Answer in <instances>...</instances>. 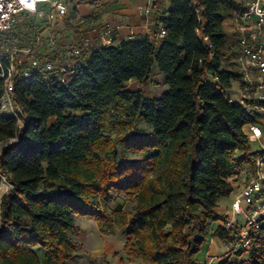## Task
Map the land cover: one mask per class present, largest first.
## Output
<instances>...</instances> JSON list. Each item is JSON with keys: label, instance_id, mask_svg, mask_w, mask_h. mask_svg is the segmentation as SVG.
I'll list each match as a JSON object with an SVG mask.
<instances>
[{"label": "trees", "instance_id": "trees-1", "mask_svg": "<svg viewBox=\"0 0 264 264\" xmlns=\"http://www.w3.org/2000/svg\"><path fill=\"white\" fill-rule=\"evenodd\" d=\"M169 3L158 46L145 35L84 51L70 82L37 71L25 77L18 67L11 93L18 117L2 110L0 75V180L10 184L0 199V264H70L80 247L76 217L94 218L101 233L124 228L125 255L145 264H199L216 221L223 224L215 236L231 241L218 200L232 192L229 178L252 166L243 128L260 114L227 95L241 77L235 63L224 68L235 58L224 22L246 7L239 0ZM6 56L0 50V63ZM154 64L167 85L160 97L126 87L131 79L147 82ZM118 194L133 198L131 213L110 209ZM259 231L260 245L215 264H245L242 254L248 264H264V222Z\"/></svg>", "mask_w": 264, "mask_h": 264}, {"label": "built area", "instance_id": "built-area-1", "mask_svg": "<svg viewBox=\"0 0 264 264\" xmlns=\"http://www.w3.org/2000/svg\"><path fill=\"white\" fill-rule=\"evenodd\" d=\"M67 8L66 0H0V50L7 54V63L5 65L0 63V75L4 78L1 106L3 111L16 117L20 112L11 98L13 76L18 67H21L25 77L37 71L60 82H67L68 73L81 71L85 48L92 45V38L89 36H84L69 46L68 53L61 61H55L42 54L44 31L53 26L56 13L65 12ZM144 11L149 13L151 5H147ZM33 15L41 17V25L30 43L18 44L13 40L5 41L1 38V35L15 24ZM250 15L255 16V22L249 27L242 20ZM235 28L238 32L241 77L239 80L241 96L237 103L249 111L256 110L260 114L258 122L247 123L243 129L249 143L257 141L261 148L254 151L251 149L253 163L250 175L234 197L230 214L224 223L225 228L231 231L228 252L237 249L250 250L254 247L260 237L259 225L264 222V0L249 1L248 9L235 17ZM157 29L159 37L166 33L162 23L158 24ZM102 34L108 44L115 41L111 27H104ZM146 35L151 37L150 33ZM48 38L53 44L52 35ZM19 55H24L25 61L19 62Z\"/></svg>", "mask_w": 264, "mask_h": 264}, {"label": "crops", "instance_id": "crops-1", "mask_svg": "<svg viewBox=\"0 0 264 264\" xmlns=\"http://www.w3.org/2000/svg\"><path fill=\"white\" fill-rule=\"evenodd\" d=\"M66 1L68 5L67 11L56 13L53 26L48 31H44L42 54L55 61H61L64 55L68 53L69 46L80 41L84 36L92 38V45L86 47L85 51L108 45L102 34V29L107 26L111 27L114 31L115 41L112 43L113 45H118L122 41L133 37L142 39L147 33H150L151 37L156 36V45L158 46L161 40L156 34L157 27L162 22L161 19L166 17L170 6L169 0H115L109 4H98L96 1L91 2L87 0ZM239 1L245 4L247 10L248 3L251 0ZM147 5H151L149 13L144 11ZM235 17L224 22L226 39L233 49L235 57L225 62L224 68L226 70L230 69L231 63H235L240 68L239 45L237 41L238 32L235 28ZM242 22L250 27L255 22V16L244 17ZM49 35H52V38H54L53 44L48 38ZM158 76L162 79L163 85H166L163 74L159 73ZM66 78L70 82L74 78L73 73H68ZM132 81L140 84L137 79H131L129 82ZM127 85L126 87L128 88ZM129 89L136 90L141 88ZM227 95L232 101L237 102V99L241 96L239 80L232 81V86L227 90ZM238 153L241 156L242 151H236V157ZM250 171L251 166H248V171L246 173L242 172L245 175L235 174L229 178L232 192L229 196L221 197L218 200L217 209L220 213L229 216L231 203L247 177H249ZM220 224L223 223L221 221L212 223L207 242L203 244L201 250L196 255L197 263L215 264L227 254L229 243L223 242L214 234L215 229ZM75 226L86 237L85 242H83V248L87 251L88 257L86 260L81 261L77 257L71 260L70 264H78V262L79 264H91L92 262L93 264H145L141 258L125 255L123 250L125 243L124 234L101 233L97 221L94 218L88 217H76ZM36 252L39 257L44 255L43 250L39 248H37ZM78 254L80 253L78 252ZM104 257H106V260H104Z\"/></svg>", "mask_w": 264, "mask_h": 264}, {"label": "rangeland", "instance_id": "rangeland-1", "mask_svg": "<svg viewBox=\"0 0 264 264\" xmlns=\"http://www.w3.org/2000/svg\"><path fill=\"white\" fill-rule=\"evenodd\" d=\"M72 1V0H69ZM91 2H95V0H87ZM24 21V22H23ZM22 22H18L15 24L10 30H8L2 38H5L7 40H13L15 42L28 44L32 40L33 36L35 35L36 31L39 30L41 25V17L38 15L28 16L26 17ZM15 36V37H14ZM14 37V38H13ZM19 37V38H18ZM20 58V57H19ZM18 58V59H19ZM155 65V66H154ZM152 67V76L150 77V80L143 84H138L135 81L128 83V88H137L140 87L142 89L143 94L146 97H160L162 93L167 89V85H163L162 79L158 76L160 73L157 67V64H154ZM163 86V87H162ZM139 128H144L145 130H148L147 127H145L142 123L138 124ZM251 149L254 150H260V143L257 141L250 142ZM240 157L239 153L237 154V158ZM248 171L247 165H242L238 171V175L242 174L245 175ZM244 172V173H242ZM7 181L2 178L0 180V199L4 193H6L10 188L7 189ZM120 206L127 212L131 213L134 207V200L133 198H130L124 194H118L115 198V200L112 202L110 209L113 210L115 207ZM124 228H116L114 234H124L123 233ZM74 239L79 242L80 247L78 249V259L86 260L87 259V251L83 248V242H85V235L79 228L76 227V229L73 232ZM260 245L261 242L257 241V245ZM264 249V244L262 245ZM77 259V261H78ZM240 260H244L245 264L247 263V256L246 254H242L239 256ZM104 260H106V257H104ZM71 263V262H70ZM91 263V262H90ZM79 264V262H78ZM93 264V262L91 263Z\"/></svg>", "mask_w": 264, "mask_h": 264}, {"label": "bare ground", "instance_id": "bare-ground-1", "mask_svg": "<svg viewBox=\"0 0 264 264\" xmlns=\"http://www.w3.org/2000/svg\"><path fill=\"white\" fill-rule=\"evenodd\" d=\"M6 183H7V189L10 188V184L8 182H6Z\"/></svg>", "mask_w": 264, "mask_h": 264}]
</instances>
